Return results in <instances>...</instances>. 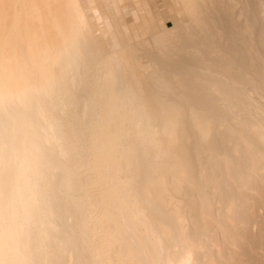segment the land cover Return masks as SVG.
Here are the masks:
<instances>
[{"label": "bare ground", "instance_id": "bare-ground-1", "mask_svg": "<svg viewBox=\"0 0 264 264\" xmlns=\"http://www.w3.org/2000/svg\"><path fill=\"white\" fill-rule=\"evenodd\" d=\"M0 264H264V0H0Z\"/></svg>", "mask_w": 264, "mask_h": 264}, {"label": "rangeland", "instance_id": "rangeland-1", "mask_svg": "<svg viewBox=\"0 0 264 264\" xmlns=\"http://www.w3.org/2000/svg\"><path fill=\"white\" fill-rule=\"evenodd\" d=\"M167 24H169V23H167Z\"/></svg>", "mask_w": 264, "mask_h": 264}]
</instances>
